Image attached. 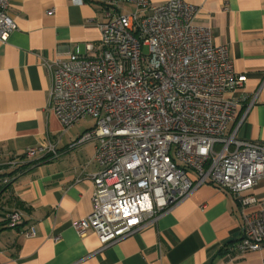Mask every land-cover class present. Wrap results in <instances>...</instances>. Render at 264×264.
<instances>
[{
	"label": "built area",
	"instance_id": "built-area-1",
	"mask_svg": "<svg viewBox=\"0 0 264 264\" xmlns=\"http://www.w3.org/2000/svg\"><path fill=\"white\" fill-rule=\"evenodd\" d=\"M93 1L103 15L98 42L84 52L77 47L65 60L42 62L51 74L50 108L63 131L94 120L77 140L94 143L86 163L97 166L92 207L72 222L74 229H92L101 246H109L210 182L239 204L241 236L234 248L263 250L264 203L253 189L264 176V143L226 132L236 118L232 92L247 79L235 70L227 46L214 42L209 25L195 22L199 8L185 0ZM9 4L0 0L1 42L17 28ZM124 4L133 10L124 11ZM38 155L57 156V140L31 146L26 159L6 164H19L20 173ZM11 177L0 182L9 184ZM4 218L8 227L22 223L18 211ZM34 233L30 227L24 234Z\"/></svg>",
	"mask_w": 264,
	"mask_h": 264
},
{
	"label": "crops",
	"instance_id": "crops-1",
	"mask_svg": "<svg viewBox=\"0 0 264 264\" xmlns=\"http://www.w3.org/2000/svg\"><path fill=\"white\" fill-rule=\"evenodd\" d=\"M185 1L199 8L195 22L211 27L214 42L227 46L235 70L247 76L232 92L236 118L226 132L264 143V0ZM9 14L17 28L0 41V175L12 177L0 182V220L18 211L22 223H0V264H264V249L241 254L234 248L241 236L239 204L210 182L109 246L102 247L92 229L79 234L72 222L91 212L97 166L86 164L94 143L77 140L94 120L86 117L63 131L50 108L51 74L42 62L96 44L102 10L93 0H10ZM52 140L57 156H35L20 173L19 164H6ZM253 193L264 203V176ZM30 227L35 233L26 236Z\"/></svg>",
	"mask_w": 264,
	"mask_h": 264
},
{
	"label": "trees",
	"instance_id": "trees-1",
	"mask_svg": "<svg viewBox=\"0 0 264 264\" xmlns=\"http://www.w3.org/2000/svg\"><path fill=\"white\" fill-rule=\"evenodd\" d=\"M2 175H0V177H1ZM5 216H3V218L0 220V223H4V221H5V218H4Z\"/></svg>",
	"mask_w": 264,
	"mask_h": 264
},
{
	"label": "rangeland",
	"instance_id": "rangeland-1",
	"mask_svg": "<svg viewBox=\"0 0 264 264\" xmlns=\"http://www.w3.org/2000/svg\"><path fill=\"white\" fill-rule=\"evenodd\" d=\"M219 148H220V145H219V144H217V145H216V149H219Z\"/></svg>",
	"mask_w": 264,
	"mask_h": 264
}]
</instances>
